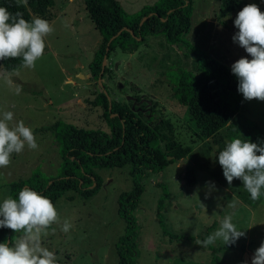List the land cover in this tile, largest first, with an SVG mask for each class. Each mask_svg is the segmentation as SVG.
<instances>
[{"label":"rangeland","instance_id":"1","mask_svg":"<svg viewBox=\"0 0 264 264\" xmlns=\"http://www.w3.org/2000/svg\"><path fill=\"white\" fill-rule=\"evenodd\" d=\"M54 1L51 13L55 17L50 21L54 32L45 38L48 50L36 67L5 72L0 65V115L12 111L13 122L23 120L39 145L36 150L26 146L21 153H14L10 164L0 168V202L8 196L12 181L25 179L33 171L58 174L61 156L54 136L49 130L36 129L61 120L109 132L103 108L92 103L104 84L111 100L126 103L149 124L169 121L176 141L188 149L181 160L161 171L146 172L141 179L144 190L135 211L139 238L131 254L133 264H251L255 249L264 241V195L252 208L209 172H218L210 163L214 164L225 142L246 135L245 118L264 133V101L246 100L241 95V111L231 127L216 133L218 143L202 139L166 76L176 64L195 72L197 53L182 43L171 45L162 37L147 35L134 53L115 47L105 61L104 77L97 80L91 75L90 64L100 33L87 14L85 0ZM118 1L133 14L157 0ZM241 1L264 7V0ZM192 2L191 27L183 40L230 67L241 57L251 59L232 39L238 32L234 20L239 11L222 14L221 0ZM17 86L21 88L18 95ZM188 168L195 170L193 186L185 180ZM98 172L103 183L95 195L87 200L75 195L69 200L74 193L68 191L54 205L60 222L51 225L48 235L42 237V246L55 253L58 264H118L116 243L124 234L125 221L117 213V197L132 187L130 166ZM225 215H232L233 223L245 235L233 244L224 245L218 239L203 246L200 242L219 228ZM64 219L73 224L68 232L62 231Z\"/></svg>","mask_w":264,"mask_h":264},{"label":"trees","instance_id":"2","mask_svg":"<svg viewBox=\"0 0 264 264\" xmlns=\"http://www.w3.org/2000/svg\"><path fill=\"white\" fill-rule=\"evenodd\" d=\"M54 4V0H27V5L18 4V0H0V7H5L10 13L19 11L29 21L36 15L50 22L55 17L51 13ZM247 4L241 0L220 2L222 14L240 11ZM259 8L264 11V7ZM85 9L100 33V41L90 64L91 75L97 80L104 77L107 71L105 61L115 47L122 52L134 53L147 35L162 37L171 45L182 43L197 53L199 63L195 72L176 64L166 76L174 97L186 106L192 117L197 134L217 144L216 133L231 127L233 119L241 111L242 93L237 90L238 79L230 66L196 50L183 40L191 27L192 0H157L133 14L127 13L118 0H85ZM47 50L46 44L44 53ZM22 63V57L0 60L5 72L21 67ZM101 87L92 103L103 108V119L109 126V132L78 127L61 120L36 129L49 130L54 136L61 156L58 174L46 176L33 171L25 179L12 181L8 196L18 198L19 191L27 186L48 197L54 205L68 191L74 193L68 196L69 200H74L75 195L87 200L102 186L103 178L98 169L129 165L132 187L117 197V213L125 221V230L118 238L116 252L118 264H133L131 254L135 252L139 238L135 211L144 190L141 179L146 172L161 171L170 163L181 160L188 149L176 141L169 121L149 124L126 103L111 100L104 84ZM244 126L247 132L245 136L241 135L242 140L248 139L257 144L264 142V133L255 122L245 118ZM208 144H211L210 141ZM169 156L172 158L168 159ZM210 165H215L218 170H210L212 178L227 188H233L234 194L244 204L252 208L259 204L263 195L253 201L241 180L234 178V185L229 186L217 159ZM185 175L188 186L197 182L194 168H188ZM239 186L242 189L239 190ZM19 235L21 233L0 227V242L11 244Z\"/></svg>","mask_w":264,"mask_h":264},{"label":"clouds","instance_id":"3","mask_svg":"<svg viewBox=\"0 0 264 264\" xmlns=\"http://www.w3.org/2000/svg\"><path fill=\"white\" fill-rule=\"evenodd\" d=\"M18 4L27 5V0H18ZM234 25L238 32L232 39L251 56L241 57L231 65V72L238 79L237 90L246 100L264 101V11L249 3L238 12ZM53 32L54 27L46 19L35 16L29 21L19 11L10 13L0 7V60L22 57V66L34 69L44 54L45 38ZM15 91L18 95L21 88L17 86ZM13 120L12 111L0 115V168L7 167L12 154L21 153L26 146L32 150L39 147L33 130L23 120ZM216 159L229 185L234 178L241 180L253 201L264 195V142L232 138L225 142ZM59 222L52 201L27 186L19 191L18 198L5 197L0 202V227L21 235L11 244L0 242V264H58L55 253L42 246V237L48 235L52 224ZM72 227L69 219L63 220L62 231L68 232ZM244 235L233 223L232 215H225L219 228L200 243L207 247L219 239L224 245L233 244ZM251 264H264V241L255 249Z\"/></svg>","mask_w":264,"mask_h":264},{"label":"water","instance_id":"4","mask_svg":"<svg viewBox=\"0 0 264 264\" xmlns=\"http://www.w3.org/2000/svg\"><path fill=\"white\" fill-rule=\"evenodd\" d=\"M81 77H83V76H81ZM213 155H214V154H211V159L213 158ZM170 158H172V157L169 156L168 159H170Z\"/></svg>","mask_w":264,"mask_h":264},{"label":"crops","instance_id":"5","mask_svg":"<svg viewBox=\"0 0 264 264\" xmlns=\"http://www.w3.org/2000/svg\"><path fill=\"white\" fill-rule=\"evenodd\" d=\"M188 34V33H187ZM188 42V41H187ZM189 43V42H188ZM136 52V51H135Z\"/></svg>","mask_w":264,"mask_h":264}]
</instances>
